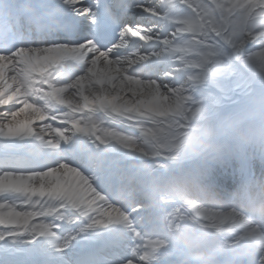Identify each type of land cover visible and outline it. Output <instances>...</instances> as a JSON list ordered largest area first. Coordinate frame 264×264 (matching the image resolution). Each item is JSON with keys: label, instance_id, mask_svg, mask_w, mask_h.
Instances as JSON below:
<instances>
[{"label": "bare ground", "instance_id": "6f19581e", "mask_svg": "<svg viewBox=\"0 0 264 264\" xmlns=\"http://www.w3.org/2000/svg\"><path fill=\"white\" fill-rule=\"evenodd\" d=\"M15 1L22 4L26 0H0V5L5 8L10 5V11L15 7V14L23 16L24 13H17ZM47 1L75 25L91 20L89 0ZM212 1L223 18L232 21L238 29L233 41L241 43L235 58L251 69L243 56L251 47L264 61V24L263 31L257 33L261 28L258 15L264 10V0ZM119 2L127 23L122 41L115 46L99 50L87 36L74 42L58 35V38L34 39L11 56L0 55V138L16 146L11 153H17L13 154L17 158H3V162L0 159V187L47 192L72 205L82 220L77 227L68 220L65 222V228H77L74 247L80 258L72 264H93L94 252L108 250L112 242L122 245L128 238L134 246L127 245L126 260L116 264H169L172 258L175 264H183L185 258L192 264L203 256L217 262L222 259L221 254L245 243L253 244L252 254L263 250L264 213L260 212L255 223L251 220H257L258 212L250 205L244 209L251 211L253 219L234 207H213L210 202L216 198L209 195V186L222 190L216 193L221 199L233 193L238 203L242 185L248 181L255 198L264 200L261 184L264 144L258 146L253 142V131L264 129V124L258 121L260 114L253 112L264 107V67L259 75L261 85L244 93L248 95L245 105L228 106V92L222 101L211 99L207 105L204 99L210 93L206 92L205 84L210 88L215 84L204 77L205 69L210 68L219 78L230 74L240 80L230 69L225 48L219 43L210 44L213 33L210 25L216 16L212 8L204 0H154L155 3L132 0L128 5L123 4L124 0ZM257 4L261 6L255 8ZM249 12H252L247 26L250 31L243 38L242 20ZM145 18L151 22L147 23ZM144 67H154L149 72L154 74L142 70ZM245 106L247 110L243 109ZM215 109L224 114L205 120L201 126L204 139L198 135L191 142L195 148L191 152L186 151L190 142L174 141L176 137L167 132L168 127H177L171 121V115L177 111L204 114ZM222 116L232 117L220 122ZM50 122L68 133L66 145L49 130ZM109 125L131 129L137 137H128ZM224 128L237 130L241 135L215 143ZM96 142L100 147L94 146ZM173 142L175 146L171 145ZM62 146L70 149L77 161H87V167L93 169L91 174L86 168L60 160L58 152ZM32 152L38 162L29 164L24 154ZM241 152H244L243 158ZM153 156L168 161L166 171H150L138 165ZM93 157L98 160L97 164L91 162ZM32 167L34 170L30 171ZM251 168L260 170V178L248 174ZM168 175L171 185L181 180L192 189L198 181L208 201H202V196L197 200L189 192L190 188L187 194L183 189L180 199L176 195L168 200L162 198L161 185ZM239 181L241 187L234 190V183ZM132 186L135 191H131ZM126 188L128 194L124 193ZM119 191L125 202L121 207L111 193ZM34 203L36 213L1 203L0 220L19 225L23 230L38 227L39 247L35 252L38 256L5 258L0 264H68L65 256L70 255L71 249H62L60 245L69 242L71 236L67 233L71 231L60 233L57 228L41 226L39 219L51 218L44 214L49 205L45 199ZM214 218L223 223L214 224ZM95 233V238L90 237ZM162 233L164 237H159ZM201 246L204 247L199 254L202 256H198L194 248ZM256 260L257 264H264V254Z\"/></svg>", "mask_w": 264, "mask_h": 264}, {"label": "rangeland", "instance_id": "374dc122", "mask_svg": "<svg viewBox=\"0 0 264 264\" xmlns=\"http://www.w3.org/2000/svg\"><path fill=\"white\" fill-rule=\"evenodd\" d=\"M204 2L208 6H210L213 12L216 14L215 18L212 19V25H210V27L213 30V33H211L210 35L211 38L210 44L211 46H215V43H219L220 46H223L225 48L228 54V59L232 66L230 67V69L234 73H237L240 78V80L237 81L236 78L230 76V74L226 75L225 78H219L217 77V74H215L214 71H212L210 68L205 69L203 74L204 77L207 78L210 82L214 83L215 85L214 88H210L208 84H205V86H207L205 88L207 89L206 92H209L210 96L209 97L205 96L204 102L207 104L211 99H214V101H222L225 96V92H228V94L230 95V100L226 102L228 106H233L239 103L245 105L246 104L245 100L248 95H245L244 93L250 89H255L256 85H261V81L259 80V75H261L262 73L260 71L261 68L264 67L263 66L264 61L262 60V57H260L259 54H257V50L255 51L254 48L250 47L245 50L243 56L247 60L248 65L251 69L244 67L239 62V60L235 58L234 55V53L239 49L241 43L240 40L236 42L233 41V38L236 35L238 29L233 27L232 21L230 22L229 20H225L223 18L219 9L216 8L212 0H204ZM260 6L261 4H257L255 8H259ZM263 7H264V3H263ZM251 19H252V12H249L245 17H243L242 22L243 24H245L242 30L243 38L246 31H250L247 26L251 22ZM263 24H264V10L262 11V13L258 15V25L261 26V28L257 30V33H261L263 31ZM231 83L233 84L230 85ZM192 101H196V99L193 98ZM185 104L188 106L190 105V102H187ZM243 109L247 110L248 106H245ZM253 112L257 113V116L260 114L261 118L258 121L264 124V107H262L261 109L258 108V111L253 110ZM215 114L221 116L224 114V112H220V109L218 110L215 109L214 111L208 113L205 112L204 114H201V111L192 112V113H188L185 111H181V112L177 111L176 113L171 115L172 116L171 121H173L172 123H175L177 127L173 129L168 127L167 132L172 138H174V136L176 137V140L174 141H180V143L182 144H185V142L186 143L190 142L188 144L189 149H187L186 146V151L191 152L193 151V149H195L193 143L191 144V142H194L197 139L198 135H201L202 139H204L203 128L201 126L204 124L205 120L209 118V116H213ZM231 117L232 116H226L224 118V116H222V118L220 117L221 119H219V121L221 122L224 120H228ZM49 124L51 125L49 130L53 132L56 137H58V140H62L64 138L67 139L68 133L63 130H60L58 124L53 122H50ZM182 125H188V127L182 128ZM180 126L181 128H179ZM109 128L111 129L113 128L114 130L119 131L133 139L137 137L136 133L133 130L125 129L119 125H109ZM261 131L263 133L264 129H261ZM226 136H230V137L234 136V130L230 128H224L223 130H221L220 136L219 138H216L215 143H218L221 138ZM63 142H66V140ZM173 144L174 142L171 143V145ZM13 148H14L13 145L8 144L7 141L0 138V154L3 153L2 150L10 152L12 151ZM161 151L159 153H161ZM181 159L182 158L179 157L178 161ZM62 160L65 163H67L65 161V158H62ZM166 163H168L167 160L161 157L153 156L152 158L142 163H139V165L143 167H147V169L150 171L157 170L159 172H164L166 170ZM173 189L176 192H178V194L180 195L181 188L179 184H175ZM45 193H42L40 191H33L31 189L25 190V189H17L14 187L11 188L0 187V204L8 203V205H12L16 208H20L21 210H26L36 213L37 211L35 209L37 208V206L34 202H41L43 201V199H45L49 207L44 210V214L50 215L51 218H44V219L42 218L39 219L38 222L40 223L41 226L45 228H47V226H49V229L57 228V231L60 233H67V231H71L70 233H67V235L71 236V238L68 239L69 242L67 244L61 243L60 245L62 249L70 248L71 249L70 252H71L72 249L75 248L74 245L76 241L74 236L75 233L74 230L77 228L75 227L70 228L71 226L65 228L66 227L65 222L68 220L69 222L75 223L77 227V224H80L82 220L78 219V215L75 213V211H73L72 205L68 201H66L65 199H60L58 197H55L52 194L48 195L47 192ZM161 197L165 199H169V193L167 191H163V195ZM178 197L181 198V196ZM53 217L55 218L53 219ZM36 233H38V227L34 229L30 228L23 230L19 225L12 226L11 224H8L3 220H0V258L2 260H4L5 258L18 260V257L28 258L31 257L32 255L38 256V254H35L36 250L39 247V240H37L36 238ZM96 234L97 233L91 234L90 237L94 238ZM124 259L126 258L121 257L120 259L113 261L109 264H116L119 262H123ZM26 261H31V260L26 259Z\"/></svg>", "mask_w": 264, "mask_h": 264}]
</instances>
